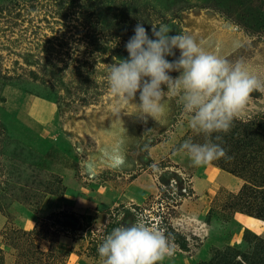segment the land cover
<instances>
[{"label":"rangeland","instance_id":"obj_1","mask_svg":"<svg viewBox=\"0 0 264 264\" xmlns=\"http://www.w3.org/2000/svg\"><path fill=\"white\" fill-rule=\"evenodd\" d=\"M137 23L189 34L264 80V0H0V264H102L97 249L124 207L174 243L160 264H264V222L236 219L239 192H194L209 168L263 180L264 91L228 133L212 134L227 156L193 166L180 145L206 137L180 94L159 126L109 90ZM68 192L72 208L39 215Z\"/></svg>","mask_w":264,"mask_h":264},{"label":"clouds","instance_id":"obj_2","mask_svg":"<svg viewBox=\"0 0 264 264\" xmlns=\"http://www.w3.org/2000/svg\"><path fill=\"white\" fill-rule=\"evenodd\" d=\"M125 47L128 58L109 68L111 94L133 102L137 118L145 124L152 120L159 126L167 124V98L180 94L189 127L203 133L206 140H185L179 151L196 167L225 158L226 151L212 142V134L231 130L233 121L244 114L251 94L264 91V80L242 62L232 64L207 51L189 34H171L166 25L152 27L150 35L143 23H137ZM173 72L178 75L173 77ZM97 251L102 264H160L173 255L175 245L156 228L130 223L114 228Z\"/></svg>","mask_w":264,"mask_h":264},{"label":"crops","instance_id":"obj_3","mask_svg":"<svg viewBox=\"0 0 264 264\" xmlns=\"http://www.w3.org/2000/svg\"><path fill=\"white\" fill-rule=\"evenodd\" d=\"M177 155V154H176ZM179 159H187L189 158L185 154H178L176 156ZM201 169V167H200ZM199 169V170H200ZM215 170L213 168L207 169L205 172H203L202 176L200 177V188H197V186H194V192L196 193L197 196L202 195V196H213V194L216 192L217 189H228L229 191L233 193H237L241 190L243 184L242 179L240 177L231 174L226 171H220L218 173H215ZM214 174V179H210V175ZM201 189V190H200ZM74 194L75 192H68L65 195V198H68V200H65L64 198H58L55 196H48L45 201L43 206L41 207L39 211V215L41 217L49 215L53 212L61 211L65 208H72L73 207V201L74 199ZM209 194V195H208ZM83 206V203H81ZM80 205V206H81ZM240 216H244L245 218H249V216L243 215L241 213L237 214V220L240 221ZM35 221L34 220H28L24 224V228L28 231L32 230L35 226ZM242 225H245L246 227L250 228L248 225H246L244 222L240 221ZM261 225V231L264 230V227Z\"/></svg>","mask_w":264,"mask_h":264},{"label":"trees","instance_id":"obj_4","mask_svg":"<svg viewBox=\"0 0 264 264\" xmlns=\"http://www.w3.org/2000/svg\"><path fill=\"white\" fill-rule=\"evenodd\" d=\"M257 171L258 169L254 167L251 173L255 176L258 175ZM234 198L232 208L237 209L236 212L264 222V177L263 180H258L257 178H253L252 180L246 179L241 190ZM256 249H258V254H260L261 250H264V245L256 247ZM251 264H257V262L254 261Z\"/></svg>","mask_w":264,"mask_h":264},{"label":"flooded vegetation","instance_id":"obj_5","mask_svg":"<svg viewBox=\"0 0 264 264\" xmlns=\"http://www.w3.org/2000/svg\"><path fill=\"white\" fill-rule=\"evenodd\" d=\"M114 217H116V220L113 224V226H111V228H108V230L106 231L107 234H110L112 232V230L116 227H119L120 224H130V223H137V219H138V215L135 213V211L133 209H129V208H122L121 213L117 216L114 215Z\"/></svg>","mask_w":264,"mask_h":264}]
</instances>
